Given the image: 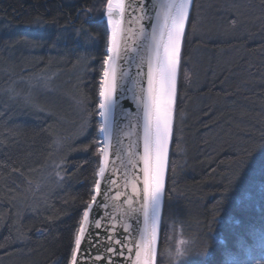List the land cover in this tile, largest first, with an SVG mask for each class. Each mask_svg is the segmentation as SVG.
Instances as JSON below:
<instances>
[{
  "label": "trees",
  "instance_id": "obj_1",
  "mask_svg": "<svg viewBox=\"0 0 264 264\" xmlns=\"http://www.w3.org/2000/svg\"><path fill=\"white\" fill-rule=\"evenodd\" d=\"M106 1L0 0V264H68L98 169ZM185 31L156 264L177 236L174 264H264V154L233 177L264 136V0H194Z\"/></svg>",
  "mask_w": 264,
  "mask_h": 264
},
{
  "label": "snow or ice",
  "instance_id": "obj_2",
  "mask_svg": "<svg viewBox=\"0 0 264 264\" xmlns=\"http://www.w3.org/2000/svg\"><path fill=\"white\" fill-rule=\"evenodd\" d=\"M191 2L194 0H179L178 3L175 0H168L167 3H159V0H117L115 5L113 0L107 2V40L98 81V100L90 116L98 117V132L106 143L112 135L113 114L119 109L120 102L128 99L135 105V112L119 109L120 120L126 121L119 125L120 130L125 136L135 137L129 150L141 142L143 148L140 157L143 162V189L138 210L143 217V228L139 242L133 240L136 248L135 264H152L154 255L157 227L161 221V200L165 191L169 141L173 135L181 47L186 38L185 27ZM85 17L86 20L92 19L87 13ZM132 22L138 25L135 46L129 44L131 30L125 28L126 23ZM88 39L92 40L93 37L89 36ZM145 79L146 95L142 83ZM126 82H130L131 86L125 88ZM91 124V120L85 121L84 128ZM94 140H99V136L94 137ZM257 150L264 154V136L237 154L233 177L238 179L245 169H252L254 161L251 157ZM96 151L101 156L96 173L100 178L94 181L97 194L89 193L91 200L86 202L82 210L75 230L74 246H69L68 264H81V260L91 258V249L101 246L108 239H116L121 250L118 252L115 248L107 247L105 251L112 257L124 256L122 249L126 246L119 237L104 236L101 231H96H107L103 228L106 218L102 211L106 206L98 200V195H106L110 182V178L105 175L106 148L97 143ZM261 170L264 171V163L261 164ZM125 231H128L127 228ZM128 251L132 252V248H128ZM95 259L99 261L101 256L96 255ZM57 264H64V261L58 260ZM110 264L120 262L110 259Z\"/></svg>",
  "mask_w": 264,
  "mask_h": 264
},
{
  "label": "water",
  "instance_id": "obj_3",
  "mask_svg": "<svg viewBox=\"0 0 264 264\" xmlns=\"http://www.w3.org/2000/svg\"><path fill=\"white\" fill-rule=\"evenodd\" d=\"M107 2L108 0L106 1L103 17L101 19V21L104 22L106 29L107 19L105 13L107 11ZM116 2L117 0H113L114 5ZM125 2H127V0H125ZM167 2L168 0H159V3ZM175 2L178 3L179 0H175ZM191 6L192 2L189 6V13L191 10ZM154 14L155 13H153V15ZM187 23L188 20L186 22V26ZM125 28L131 30L129 31L128 42L129 44H133V46H135L136 31L138 29V25L135 22L126 23ZM121 63L122 62H118V64ZM144 71H147V64H145L144 66ZM142 83L145 89L144 95H146V79ZM130 86V82L125 83V88ZM126 95H128V93H126ZM119 109H124L131 112H135L136 110L133 102L128 99H125L120 102ZM119 109L113 114L112 135L109 140L105 143L103 137L99 134V143L106 148V154L104 156V159L107 161L105 167V175L110 178V182L107 186L106 195H98V200H101L106 206L104 209H102V211L106 218L103 228L107 229V231H104L103 229L96 231H101L102 235L104 236L119 237V239L123 241V244L126 246L122 249L124 251V256L121 257L117 255L115 257H112L109 252L105 251V248L107 247L115 248L118 252L121 250V245L117 243L116 239H108L104 240L101 246L92 248L91 258L81 260V264H110V259H115L120 262V264H129V258L131 264H135L136 260V248L135 244L133 243V240H135V242L137 243L139 242L143 228V217L142 214L138 211L140 209V202L142 201L143 189V162L140 159L143 153V148L141 142L139 145L132 146L131 151L129 150L130 146L132 145V141L135 140V137L125 136L120 130L119 125L126 123V121L120 120ZM171 138L169 141V151L171 146ZM100 159L101 156L99 154V160ZM99 160L97 172L99 171L100 167ZM166 174L167 168L165 173V180ZM99 178L100 177L96 175V179ZM104 187V181L102 180V188ZM96 194L97 193L95 192L94 184L92 195ZM163 197L164 193L162 195L161 200V215L163 208ZM160 225L161 221L157 227V239L156 244L154 245V255L152 259V264H156L157 247L160 236ZM126 228L128 231H125ZM128 248H132V252H129ZM96 255L101 256V260L97 261L95 259Z\"/></svg>",
  "mask_w": 264,
  "mask_h": 264
},
{
  "label": "rangeland",
  "instance_id": "obj_4",
  "mask_svg": "<svg viewBox=\"0 0 264 264\" xmlns=\"http://www.w3.org/2000/svg\"><path fill=\"white\" fill-rule=\"evenodd\" d=\"M188 246L189 244L186 241L177 236L169 253L170 261L174 264L186 260L188 257Z\"/></svg>",
  "mask_w": 264,
  "mask_h": 264
}]
</instances>
